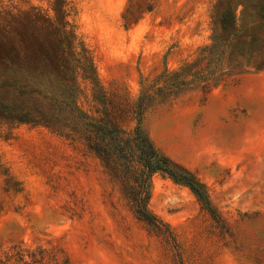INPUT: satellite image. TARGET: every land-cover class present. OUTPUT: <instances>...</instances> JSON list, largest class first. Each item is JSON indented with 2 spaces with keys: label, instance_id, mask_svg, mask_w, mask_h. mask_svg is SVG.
I'll list each match as a JSON object with an SVG mask.
<instances>
[{
  "label": "rangeland",
  "instance_id": "1",
  "mask_svg": "<svg viewBox=\"0 0 264 264\" xmlns=\"http://www.w3.org/2000/svg\"><path fill=\"white\" fill-rule=\"evenodd\" d=\"M212 45L222 69L205 88L199 59ZM70 46L103 90L132 102L187 81L142 121L209 200L151 175L148 207L178 247L135 217L66 113L35 120L36 100L72 74L79 109L99 115ZM52 246L68 264H264V0H0V264Z\"/></svg>",
  "mask_w": 264,
  "mask_h": 264
},
{
  "label": "trees",
  "instance_id": "2",
  "mask_svg": "<svg viewBox=\"0 0 264 264\" xmlns=\"http://www.w3.org/2000/svg\"><path fill=\"white\" fill-rule=\"evenodd\" d=\"M122 18L126 21L125 13ZM65 37L69 38V35H65ZM72 43L75 44L74 38ZM70 47L73 63L76 67H80L84 75L94 84L93 97L101 107L99 115H89L79 109L75 97L76 92L74 93L75 88L77 91V85L72 74L71 81L67 80L66 85L62 84L61 94L57 96L47 94L46 98L41 100L36 98L38 110L35 120L46 126H52V123L59 122L60 116L66 113L64 119L69 120L67 123L74 132L81 134L88 152L99 160L109 180L119 185L120 193L129 203L130 210L135 217L150 226L157 235L178 247L170 227L153 214L148 207L151 175L156 171L165 172L175 181L187 185L206 207L209 206V200L203 188L189 172L172 163L155 147L143 129L142 121L145 114L158 104V99L168 97L185 85L187 81L175 77L168 82L169 86L162 85L151 91H143L132 102L125 96L109 95L103 90L98 84L97 77L91 71L92 65L87 55L85 53L82 55L83 62L81 64L78 58L79 53H76L72 46ZM208 50L209 47L202 49L201 53L203 52V54L199 59L206 60L204 68H202L207 71V75L203 76L205 88L213 85L211 80L217 78L218 74L215 73L222 69L221 62H215L208 57L214 51V45L211 46L210 51ZM11 97L8 104L18 101L14 98L19 99L14 91ZM24 101L27 108L32 107L30 100ZM17 253L21 264L69 263L68 258L62 254V250L55 246L51 247L50 255H47L46 249L41 247H37L34 253L22 249H19Z\"/></svg>",
  "mask_w": 264,
  "mask_h": 264
}]
</instances>
